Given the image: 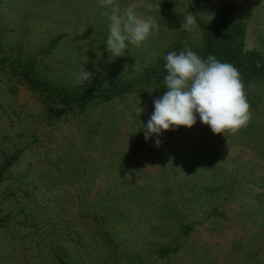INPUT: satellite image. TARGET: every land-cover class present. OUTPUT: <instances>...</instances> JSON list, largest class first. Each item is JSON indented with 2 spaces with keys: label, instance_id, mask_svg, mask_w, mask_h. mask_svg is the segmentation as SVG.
<instances>
[{
  "label": "rangeland",
  "instance_id": "1",
  "mask_svg": "<svg viewBox=\"0 0 264 264\" xmlns=\"http://www.w3.org/2000/svg\"><path fill=\"white\" fill-rule=\"evenodd\" d=\"M228 2L264 59V0H114L159 22L122 57L99 0H0V264H264V77L240 74L251 119L225 137L142 125L164 56L222 55Z\"/></svg>",
  "mask_w": 264,
  "mask_h": 264
},
{
  "label": "clouds",
  "instance_id": "2",
  "mask_svg": "<svg viewBox=\"0 0 264 264\" xmlns=\"http://www.w3.org/2000/svg\"><path fill=\"white\" fill-rule=\"evenodd\" d=\"M105 12L107 36L105 45L112 57H122L130 45L139 47L159 29L155 16H143L129 5L121 9L114 0H99ZM197 15L189 11L182 19V29L191 32L198 27ZM164 59L167 75L163 85L167 91L153 101L154 111L143 125L145 141L153 137L160 146V137L173 127L192 128L197 119L214 134L236 132L251 119L250 105L238 69L221 62L213 55L202 58L191 49L170 51ZM85 70L74 74V86L91 82ZM142 110V109H141Z\"/></svg>",
  "mask_w": 264,
  "mask_h": 264
},
{
  "label": "trees",
  "instance_id": "3",
  "mask_svg": "<svg viewBox=\"0 0 264 264\" xmlns=\"http://www.w3.org/2000/svg\"><path fill=\"white\" fill-rule=\"evenodd\" d=\"M236 8L230 2L223 4L220 8V22L223 30L224 50L221 56L216 57L221 62L233 64L239 73L246 78L264 77V59L256 51H243L245 40V25L232 19ZM166 71L158 73L157 79L164 80ZM28 80V79H27ZM29 82L30 79L28 80ZM94 91L89 90L82 95H65V100L79 106H85L94 99Z\"/></svg>",
  "mask_w": 264,
  "mask_h": 264
}]
</instances>
